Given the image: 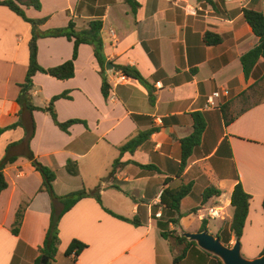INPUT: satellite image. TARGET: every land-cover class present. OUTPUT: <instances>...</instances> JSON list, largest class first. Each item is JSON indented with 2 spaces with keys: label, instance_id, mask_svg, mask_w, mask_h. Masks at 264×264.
<instances>
[{
  "label": "crops",
  "instance_id": "0c3cea01",
  "mask_svg": "<svg viewBox=\"0 0 264 264\" xmlns=\"http://www.w3.org/2000/svg\"><path fill=\"white\" fill-rule=\"evenodd\" d=\"M39 1L40 10L24 8V13L30 19H46L39 27L42 32L64 28L70 19L80 29L100 18L105 65H112L111 70L103 68L110 86L107 98L100 90L102 68L87 44L78 47L73 78L59 81L41 73L32 77L30 94L36 107L67 93L68 99L54 103L57 121H83L67 132L48 113H20L16 100L28 68L31 27L0 6V129L21 122L0 134V159L9 144L26 138L32 119L29 150L54 171L56 196L100 186L101 205L84 197L61 216L53 264H212L196 244L180 257L178 246L172 251L159 226L176 229L179 235L198 231L203 220L207 224L219 220L217 234L221 228L229 229L230 196L238 183L250 196L239 239L241 253L246 251L249 259L259 256L264 247V100L238 112L239 95L264 73L259 66L244 77L240 58L258 44V38L243 11L264 17V0H136L135 13L124 0H84L80 11H76L79 0ZM36 45L37 62L43 68L72 56L73 43L65 37L39 38ZM114 66L135 68L149 91ZM224 90L227 95L221 94L213 108L205 109L207 97ZM194 113L201 114L205 129L179 173L180 140L193 131ZM151 129L149 139L135 151L120 154L118 147L130 137ZM117 158L123 167L112 180L104 181ZM3 177L7 187L0 193V264H33L51 213L59 214L63 205L39 190L41 176L22 155L3 169ZM185 185L191 187L180 201L179 228L170 223L177 214L159 200L165 189ZM209 187L221 195L203 203L202 193ZM22 203L26 208L15 236L11 227ZM207 205L219 208L221 219H202ZM192 209L195 213H190ZM194 218L198 225L192 228ZM73 241L85 245L76 257L74 251L65 253ZM234 241L231 234L228 244Z\"/></svg>",
  "mask_w": 264,
  "mask_h": 264
},
{
  "label": "trees",
  "instance_id": "16d2710c",
  "mask_svg": "<svg viewBox=\"0 0 264 264\" xmlns=\"http://www.w3.org/2000/svg\"><path fill=\"white\" fill-rule=\"evenodd\" d=\"M94 2V0H93ZM124 2L130 7L133 13L136 12L138 8V3L136 0H124ZM85 4L84 0H79L76 6V11H80ZM0 6L8 8L10 11L18 15L23 21H25L31 27V37L28 42V50H29V59H28V68L26 71V75L24 78V82L19 84V94L16 100V103L20 107L21 111H26L31 114L33 111H42L48 113L52 122L64 132H67L69 127L73 124L83 123V121L78 119L68 120L66 122L60 123L57 121L56 113L54 110V103L59 99H68V95L66 92L53 96L48 104L45 107H36L32 104L31 101V90L33 87L32 77L36 73H41L47 77L64 81L73 78L74 76V61L78 56V47L81 44L90 45L93 49V54L102 68L100 71L101 76V93L104 98H107L110 86L106 80L104 75V65L105 60L102 52V39H101V29H102V20L100 18L92 19L87 22V24L83 28H76L75 23L72 19L68 21V24L64 28H56L48 31H40L39 27L45 22L46 19H30L27 18L24 13V8H32L34 10H40L41 3L39 0H0ZM100 15H103V9L99 11ZM243 17L247 22L248 26L251 29V32L254 36L258 38V44L246 52L241 56L240 62L243 69V74L245 78L251 76L259 66L264 69V17L261 13L255 12L253 10H244ZM211 36V34H206V37ZM216 37V35H212ZM45 37H65L68 41L73 43L72 56L69 60L64 63L51 67V68H43L38 65L37 62V45L36 42L39 38ZM206 43H208L206 41ZM261 60V63H260ZM114 68L119 71L125 77L137 80L141 85H143L149 91V87L147 85V81L139 74V72L132 67L129 66H114ZM150 103H153L154 98L149 94ZM264 100V73L263 75L257 79L252 86L248 88L247 91H244L239 95V101L242 105L240 112L255 105L256 103ZM255 101V102H254ZM254 103V104H253ZM193 120V131L191 134L180 140V149H181V162L179 166V173H182L184 168L187 166V161L192 155L194 149H196L200 143L201 135L205 129V121L201 117V114L194 113L192 114ZM21 124L20 121L17 123L8 126L6 128L0 129V134L6 130L14 129ZM29 130H26V138L13 142L8 145L6 148L4 156L0 159V193L3 191L7 184L3 177V169L14 163L19 155H22L28 159L34 169L40 174L42 183L39 188L40 191H45L48 193L52 200H59L63 209L59 214H55L54 212L50 215L48 229L46 231L42 246L38 248L39 256L34 260L33 264H41L42 258L46 259V264H53L56 257L57 248L59 245V237H58V224L61 216L67 212L77 201L84 197H92L96 200L98 204L101 205L100 199V186L98 185L91 191L80 190L76 192L69 193L64 196H56L53 191V183L55 181L56 175L54 171L49 169L48 167L42 165L38 160L34 157L32 152L29 150V140L33 135V122L32 119L29 121ZM154 130H148L145 132H138L135 136L130 137L125 143L118 147L120 154L124 152L132 153L135 151L144 141L149 139L150 135ZM23 144L25 145V150H23ZM123 163L120 162L119 158L115 159L112 164L110 171L104 181L112 180L114 175L123 167ZM147 168L149 166H142ZM190 185L182 186L178 189L167 190L165 189L161 195L159 204L164 208L170 209L177 214V218L170 220V223L179 227L178 219L181 216L180 214V201L189 193ZM221 192L216 188L209 187L206 188L202 193V201L205 203L208 199L212 197H219ZM250 196L244 192L242 186L238 183L235 185L231 196H230V207L233 209L231 222L229 225V229L224 228L223 231V239L222 243L227 245L231 240V234L234 235L235 240L239 241L242 235V229L244 227V223L246 220V216L248 213V205H249ZM26 208V203H22L19 205L18 209L15 212L14 221L11 227V232L13 235H17L19 228L22 223L24 211ZM262 209L264 211V198L262 201ZM109 214L127 220L121 216H117L113 214L111 211L106 210ZM196 209H192L190 213H195ZM132 223L137 224L135 219L131 220ZM207 221L203 220L198 231L206 230ZM161 230L162 237L169 240V243L172 247V251L175 246H178L179 256L182 257L186 249L191 245L195 246L194 242H189L186 238L180 237L178 235L177 230L168 231L163 230L164 224L159 226ZM180 228V227H179ZM85 248L84 244L73 241L67 251L66 255H70L74 251V256L76 257L79 252ZM207 257L211 258L212 264H221V262L207 254L204 253ZM264 254V247L260 253Z\"/></svg>",
  "mask_w": 264,
  "mask_h": 264
},
{
  "label": "water",
  "instance_id": "95a60500",
  "mask_svg": "<svg viewBox=\"0 0 264 264\" xmlns=\"http://www.w3.org/2000/svg\"><path fill=\"white\" fill-rule=\"evenodd\" d=\"M106 70H111L112 65L107 62ZM181 237L189 242H194L198 248L205 253L217 258L221 264H264V254L249 259L242 255L239 241L235 240L231 247L223 244L220 239L207 230L196 232L179 231ZM41 264H46V259L42 258Z\"/></svg>",
  "mask_w": 264,
  "mask_h": 264
},
{
  "label": "built area",
  "instance_id": "2783aa9c",
  "mask_svg": "<svg viewBox=\"0 0 264 264\" xmlns=\"http://www.w3.org/2000/svg\"><path fill=\"white\" fill-rule=\"evenodd\" d=\"M124 76L120 77V80H124ZM227 95V92L224 90L222 92H214L211 96H208L206 99V104H205V109H211L215 106L214 104V99H217L220 97V95ZM155 216H159V214L155 215ZM202 219H221V214H220V210L217 207H208L206 210V214L201 215L200 216Z\"/></svg>",
  "mask_w": 264,
  "mask_h": 264
},
{
  "label": "rangeland",
  "instance_id": "374dc122",
  "mask_svg": "<svg viewBox=\"0 0 264 264\" xmlns=\"http://www.w3.org/2000/svg\"><path fill=\"white\" fill-rule=\"evenodd\" d=\"M241 107H242V105L240 106V108H241ZM211 127H212V126H211ZM185 206H186V205H185ZM208 207H209V205H207V206L204 207V210H203V211H204V214H206V210H207ZM219 222H220L219 220L208 221V224L206 225V230H207L210 234H212V235L218 237V238L220 239V241L222 242L221 239H223V231H224V228H225V227H224V228H221V230H219V233L217 234L216 228H217V225H218ZM197 225H198V220H197L196 218H194L192 228H195ZM220 231H221V232H220ZM227 246H228V247H231L232 245L227 244ZM242 255H243L244 257H246V258H249L248 256H246V255H247V254H246V251L242 252Z\"/></svg>",
  "mask_w": 264,
  "mask_h": 264
}]
</instances>
